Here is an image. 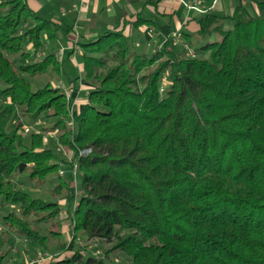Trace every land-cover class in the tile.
I'll list each match as a JSON object with an SVG mask.
<instances>
[{"label":"trees","instance_id":"trees-1","mask_svg":"<svg viewBox=\"0 0 264 264\" xmlns=\"http://www.w3.org/2000/svg\"><path fill=\"white\" fill-rule=\"evenodd\" d=\"M241 1L230 15L191 17L197 30L179 36L192 55L170 35L145 52L123 29L81 37L73 46L88 90L72 108L62 85L30 81L63 79L43 40L68 28L27 0H0V264L17 238L46 249L60 233H42L60 216L58 199L74 203L72 244L62 246L71 254L47 264H113V252L130 264H264V0H245L253 15ZM148 23L137 14L131 26ZM193 37L206 42L195 48ZM66 78L72 89L81 77ZM26 121L38 122L27 138ZM61 165L74 166L79 192ZM25 171L36 183L55 178L58 199L18 188L12 177ZM78 233L111 247L80 248Z\"/></svg>","mask_w":264,"mask_h":264},{"label":"rangeland","instance_id":"rangeland-1","mask_svg":"<svg viewBox=\"0 0 264 264\" xmlns=\"http://www.w3.org/2000/svg\"><path fill=\"white\" fill-rule=\"evenodd\" d=\"M39 2H41V6H42V10L41 12H38L39 16L44 17L46 19H51V17L57 18L59 21L62 22H67V25H69V29L66 32L67 35H69L70 38H74V36L76 35H80V34H84L86 32L88 33H96L97 35H101L103 34L105 31H107L108 29L105 28V26L100 24V27H97L98 25L96 24V15L98 13H96V15H93L90 11L85 10L83 13V17L85 16V18H80V12L79 9L74 10V12L72 13H64L62 14L59 10L60 7V1L59 0H39ZM66 2H70L66 1ZM78 3L80 2V0H72V3ZM159 2V1H158ZM157 2V3H158ZM157 3L155 5L151 6L154 8L153 12H151L150 14H148V16L145 14V16H147L148 18H150L152 21H154L156 24V35H161V29L158 26L157 23H159L160 21H166L170 22L169 26H170V31L168 35L170 36H174V42L182 48L183 50L187 53V54H192V52L190 50H188V48L184 45H181V36L177 35L178 33H180L181 31L176 29V26L173 24V21L171 20V18L169 19V17L167 18H163L159 7L157 6ZM187 4V6L189 8H191L190 6H196L198 8L197 5V0H191ZM72 4H66L65 5V9H67L68 7H72ZM245 9L246 12L249 15H253L256 13L254 6L250 3V2H246L245 4ZM195 10H199L196 9ZM49 13V14H47ZM47 15V16H46ZM51 15V16H49ZM96 16V17H95ZM101 17V15H100ZM88 18V19H87ZM165 22V24H166ZM150 27V26H149ZM148 27V28H149ZM88 29V30H87ZM131 30L133 31V36L135 37V35L137 34L138 30H133L131 28ZM154 29L153 27L148 29V34L152 35ZM65 33V34H66ZM65 34L63 31H58L57 32V37L60 36H64ZM128 35V34H127ZM129 36V35H128ZM165 37V36H164ZM215 38H212L211 40L213 41ZM149 40V39H148ZM79 41V40H78ZM130 41V39H129ZM151 41V42H150ZM132 43L135 42V38H132L131 40ZM193 42V47L198 48L201 44H204L206 41H201V40H197L196 37H193L192 39ZM148 43H151V46L148 45ZM43 44L44 47L45 45H48V48H45V53H48L51 51V49L55 52L56 50L59 49V40L58 41H52V40H47L44 39L43 40ZM135 48L137 50V52H145L147 51V47L149 49H155L158 48V46H156L153 42L152 39H150L149 41H146L145 44H141V43H137V41L135 42ZM146 45H148L146 47ZM73 47V48H72ZM72 49L73 52H71V55L73 57H75L76 59L77 57V45H72ZM60 55V54H59ZM36 59H34V61H37L38 59H40L39 55H36L35 57ZM14 62L16 64L18 63H24L26 62V59H21V58H17V57H13ZM78 60V59H77ZM79 61V60H78ZM66 61H63L62 64L65 67H71V65H69L68 63H65ZM73 67V66H72ZM49 73V74H48ZM45 75L43 74H38L36 76H34L30 81L32 84V88L36 89L39 86H43L44 84H46V82H52V84L54 85H62V87L65 88V91L67 92V96H69L71 98V102H72V108H76L77 104L79 103V100H83L86 97L87 92L83 91V90H79L80 85L84 84V81L82 79V74L79 73L77 71L76 68H72L70 70V72H68V76L73 77L70 79H75L76 77H81L80 79H77L76 81V85L74 88L72 89H68V79L66 77L68 76H63V79H59L55 73L53 72H48ZM63 81V82H62ZM86 93V94H85ZM83 103H80V106ZM37 123H31L29 121H26L25 125L23 126V128L20 130V132L23 134V136H25L26 138L32 133L38 130L37 128ZM40 124V123H39ZM49 134L46 133L45 134V138H47ZM52 135H50L51 137ZM49 137V136H48ZM54 138V137H53ZM48 141V140H47ZM47 144V143H46ZM56 151L60 152L62 156L67 157L66 159L69 161L71 159V153L67 150H64L60 145H58L55 142L54 145ZM58 174L59 176L66 181L67 183H69V176L71 174L73 181L70 182V185H72V187L74 188L75 192H79V183H80V176L79 174L76 173L74 166H70V165H61V167L58 170ZM27 172H23L21 174H15L12 177V181L14 182V184L18 187V188H22V189H26L27 191H31L32 193H34L37 196H40L41 198H44L46 200H56L58 199V197L54 196L51 192L53 185L55 184L53 182V180L55 181V178H48L46 179V181L42 182V183H36L34 181H30L27 178ZM60 204L61 207V212H60V216L55 219V220H50L48 221L46 224L42 225V233L47 235V232L49 230H52L54 232H60L58 235H56V237H50L47 239L46 242V249H41L38 248L34 245H31V243H29L28 241H26L24 238H17L15 240V245L12 246V253L11 256H7V258L5 259L6 264H47V262L55 255L58 256H68L71 254V251L69 250H62V246H64L65 248H70L72 242H71V237H72V232H71V226H70V218H69V213L67 212L72 211L73 207H74V203L71 204L70 207H68V204L65 203L64 199H58L57 200ZM6 207H1L0 208V213L1 214H5L6 212ZM10 235V234H8ZM77 241H78V246L80 248H86L88 251L93 252H97L98 254H102V252L105 249H108L111 247V244H107L106 242H101V241H96L95 239H88L87 236H85L83 233H78L77 234ZM111 258L113 259V264H130V259L128 257H126L125 255H123L122 253L119 252H113L111 253Z\"/></svg>","mask_w":264,"mask_h":264},{"label":"crops","instance_id":"crops-1","mask_svg":"<svg viewBox=\"0 0 264 264\" xmlns=\"http://www.w3.org/2000/svg\"><path fill=\"white\" fill-rule=\"evenodd\" d=\"M60 1V7L59 11L64 13H72L74 10L79 9L78 12H80V18L83 17V13L85 10L90 11L93 15H96V24L97 27H100V24L105 26L108 30L116 29L120 30L123 29L124 33L132 38H135V42L143 43L145 44L146 41H149L152 39V42L159 46L161 43L165 40L166 36L169 34L170 31V22L166 21H160L158 26L161 29V35H156V26L155 22L152 21L150 18H148V14L153 12L154 8L151 6V3L148 2V0H80L78 3H72V0L70 2H66L69 0H59ZM191 0H159L157 3V6L160 9V12L163 16V18L169 17L173 21V24L176 26V29L179 31H185L190 34L194 33L198 26L197 24L191 20V17L195 15L197 11L205 10L206 8L212 9L214 12L222 15H230L233 13L236 5H238L239 0H197V5L199 10H195L193 8H189L187 4ZM242 4L245 7L246 1L242 0ZM71 3L72 7H68L65 9V5ZM28 6L38 14V12H41L43 9L41 6V2L39 0H27ZM49 14V13H47ZM137 14H140L142 17L149 20L148 24L142 25L138 28V32L133 36V31L131 30V21H133ZM145 14L147 16H145ZM39 15V14H38ZM101 15V17H100ZM47 16V15H46ZM51 16V15H49ZM44 18V17H43ZM88 19V18H87ZM168 19V18H167ZM52 21L56 23H61L62 25H65L69 29V25H67V22L59 21L57 18L51 17ZM166 22V24H165ZM150 26V27H149ZM153 27L154 31L152 35L148 34V29ZM88 30V29H87ZM178 33L177 35H179ZM98 35L96 33H84L83 35H76L74 38H70L69 35H65L60 37L56 36V41L59 40L60 44L59 49L55 51V54L58 56V59L63 61H66L65 63H68L71 65V67H65L62 65L60 73L64 74V76H68V72L72 68H76L79 73L82 74V64L80 61H78L75 57L71 55L72 45L76 43L81 37H84L86 39H94ZM165 36V37H164ZM149 39V40H148ZM151 42V41H150ZM148 45L151 46V43H148ZM146 45V47L148 46ZM72 47V48H71ZM45 48H48V45H45ZM78 51V48H77ZM76 51V52H77ZM60 54V55H59ZM73 66V67H72ZM68 78H73L68 76ZM79 90H83L87 92L88 87L85 84H81ZM86 94V93H85ZM84 100H79L78 105L80 103H84Z\"/></svg>","mask_w":264,"mask_h":264},{"label":"built area","instance_id":"built-area-1","mask_svg":"<svg viewBox=\"0 0 264 264\" xmlns=\"http://www.w3.org/2000/svg\"><path fill=\"white\" fill-rule=\"evenodd\" d=\"M191 8H193V9H198L196 6H190ZM190 55H192V54H190ZM162 90V89H161Z\"/></svg>","mask_w":264,"mask_h":264}]
</instances>
